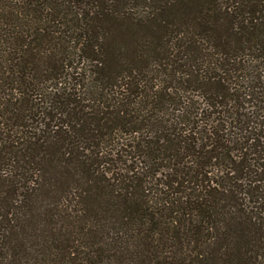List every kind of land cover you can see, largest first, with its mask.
Segmentation results:
<instances>
[{"label": "trees", "instance_id": "trees-1", "mask_svg": "<svg viewBox=\"0 0 264 264\" xmlns=\"http://www.w3.org/2000/svg\"><path fill=\"white\" fill-rule=\"evenodd\" d=\"M0 264H264V0H0Z\"/></svg>", "mask_w": 264, "mask_h": 264}]
</instances>
